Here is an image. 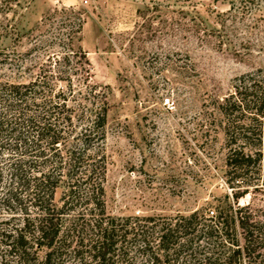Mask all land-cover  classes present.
<instances>
[{
	"label": "rangeland",
	"instance_id": "1",
	"mask_svg": "<svg viewBox=\"0 0 264 264\" xmlns=\"http://www.w3.org/2000/svg\"><path fill=\"white\" fill-rule=\"evenodd\" d=\"M228 8V0H0V80H32L64 50L42 40L59 42L71 26L87 53L89 83L108 104L105 138L88 141L91 159H104L106 214L174 218L211 211L230 193L214 98L264 65V33L250 35L243 22L229 20L219 35L217 14ZM78 83L75 76L73 88L94 99ZM76 98L71 104L81 114ZM63 193L61 186L57 201ZM249 201L264 206L262 194L242 200ZM11 214L0 202V223Z\"/></svg>",
	"mask_w": 264,
	"mask_h": 264
},
{
	"label": "trees",
	"instance_id": "2",
	"mask_svg": "<svg viewBox=\"0 0 264 264\" xmlns=\"http://www.w3.org/2000/svg\"><path fill=\"white\" fill-rule=\"evenodd\" d=\"M228 2L217 14L224 25L219 35L228 33L229 20L243 22L250 35L264 33V0ZM75 33L71 26L58 33L59 42L42 40L64 50L29 82L0 80V202L15 213L0 223V264H264V206L242 202L251 194L264 197V65L214 98L231 189L214 209L174 218L112 216L104 159L94 161L88 152L89 140L106 136L108 104L89 83L90 60ZM75 76L94 99L73 88ZM62 81L66 89L57 88ZM79 95L81 114L71 104Z\"/></svg>",
	"mask_w": 264,
	"mask_h": 264
}]
</instances>
